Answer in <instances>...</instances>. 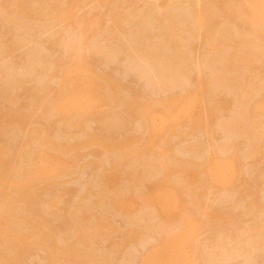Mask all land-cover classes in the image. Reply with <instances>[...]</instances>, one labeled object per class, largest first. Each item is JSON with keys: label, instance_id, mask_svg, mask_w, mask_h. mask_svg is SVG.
<instances>
[{"label": "rangeland", "instance_id": "1", "mask_svg": "<svg viewBox=\"0 0 264 264\" xmlns=\"http://www.w3.org/2000/svg\"><path fill=\"white\" fill-rule=\"evenodd\" d=\"M14 1L0 0V147L4 150L5 168L8 167L6 170L13 169L11 172L10 170L7 171L8 177L6 176L3 181L0 180V193H2L0 194V221L6 223H1L6 225V228H11L12 231L9 228L7 230L8 233H11L10 235L17 230L18 236L19 230L21 231L22 228L26 227L27 229H22L21 234L22 232L25 234L29 229L28 220L34 219L32 224L30 221L28 225H36L39 228L40 223H36L37 219H35L38 218L43 231L40 228L37 230L38 234L33 232L36 234L32 238H35L32 241L30 239L28 244L19 239L16 247L24 248L25 245H28L27 249H22L23 251L20 249L22 253L18 252L19 254H16L19 249L17 250L14 244H12L13 249L10 248L11 241L7 237H4L5 241L2 238L3 244L0 243V246H4L0 247V252H2V248H10L13 251L15 248L16 251L13 254L17 255V258L14 256L13 261L16 260V262L13 263L11 260L12 251L7 250L9 252H6L3 249L5 260L0 255L1 260H3V263L0 264H143L167 237L175 234V232L183 233L186 231H191L189 233L190 239L185 240L179 247L182 250V256L175 254V256L177 255L175 257L172 254L169 258L166 256L161 259L162 261L155 260L153 264H264V241L260 240L262 239L261 235L264 238V232H261L262 229L264 231V222L261 223V220L264 221V50H261L264 48L262 45L264 44V13L259 27L253 28L252 31L248 25L243 23L241 14L239 15L241 13L239 11L251 0H216V5L220 3L219 1H225V4H220L222 7L209 5V1H213L211 2L213 4L215 0H209L207 5V0H201L202 6L205 4L203 8L208 6L211 9H206L213 12L210 15L208 13L207 21L205 19L204 22L206 31L203 30L201 33L196 28H191L193 26L192 19L197 20L196 18H198L196 11H194L197 7L194 9L195 7L192 6V4L197 6L196 0H78L77 5L76 0H19L21 1L20 7L22 8V5L25 7V14L22 12L23 8L21 9L23 15L19 13L20 10L18 14L21 17L29 16L24 18L18 17L17 7H14L17 4ZM59 6L60 9H58ZM241 6L243 7L240 9ZM217 7L222 11L224 9V12L226 10L225 15L222 14L223 12L220 13ZM226 7L232 9L228 8L227 10ZM63 9L64 14L62 15ZM50 11L61 15L58 18L59 21L55 19L58 15L52 13L54 14L52 16ZM227 11L231 12V14L228 13L230 16ZM232 13L237 18H233ZM230 18L234 20L231 21ZM239 22L241 23L239 24ZM173 25L174 28H172ZM241 25L246 30H243ZM240 29H242V33ZM213 30L214 33H212ZM236 30H238L237 36L235 35V33L237 34ZM207 31L211 32L212 35ZM254 32L258 35L254 36L255 40L252 37ZM170 34L172 35L170 36ZM220 34L222 35L220 36ZM158 35L161 37L159 38ZM224 35L225 37L222 38ZM232 35L235 36L231 40ZM165 36H168L167 39L164 38ZM229 36L230 39H228ZM245 37H247L246 40H244ZM250 38L252 41H249ZM156 40L157 42H155ZM218 40L219 45L215 44L219 43ZM241 41L245 43L244 45H249L245 46L247 47L246 51H244V45H239ZM221 42L230 43L223 45ZM254 42L258 43V47H256L258 50L254 47L256 45ZM156 44L158 48L160 47L159 49L156 48L158 50L155 49ZM250 46H252L251 49L254 47V50H251ZM239 48L245 52V56L248 52L247 49L251 50L247 55L249 58L246 56L249 61L246 60L245 66L244 61H242L244 53L242 50L239 51ZM164 49L165 51H163ZM235 49H238L240 54ZM151 50L153 51L151 52ZM228 50L229 52H227ZM231 51L234 53L230 54ZM140 53H143V56ZM150 53L154 58L149 56ZM163 53L165 55H162ZM233 54H236L237 57ZM176 56L177 58L178 56L182 57L179 60V58H175ZM172 57L174 61L171 60ZM186 57L187 60H185ZM238 58L239 60H237ZM78 61L86 64L93 72L87 75L94 82L87 91L93 88L89 94L92 93L97 102L90 109L89 114L86 117L81 116V119L78 115L75 116L76 114L66 115L70 113L67 108H63L64 110L60 115L52 113L49 107L52 99L59 97L61 93L63 70ZM176 61H178L177 64ZM181 62L182 64H180ZM226 62L230 65L227 66ZM239 63H243L242 69ZM225 65L227 68L230 67L226 69ZM179 70H182L180 74L178 73ZM81 75L80 73L73 75L72 82L77 84L78 79L82 78ZM161 76L162 78H160ZM100 78L105 82L107 79V82L110 83L112 80L116 87L119 86L120 92L121 89L124 90L117 93V100L115 99L113 104V97L105 92L109 88L105 90L107 87L103 85L105 83H102ZM220 79L221 81L226 79V81H222V85H219ZM227 81L230 85L227 84ZM200 88L202 100L200 101L201 105L199 103L194 110L197 122L193 127L186 125L187 120L185 121V117L180 116L177 124L169 123L166 126L157 120L158 130L152 133L145 126L146 124L141 123V121L145 122L143 113L140 114L141 111L137 112L136 110L133 112V102H137V104L139 102L140 105L143 103V106L146 102L150 113L162 116L169 111L162 105L166 101L165 99L169 100V98H173L172 95H175L182 97L183 100L194 91L195 95H199ZM131 96L132 98L136 97L135 101H132ZM137 98L142 100L141 103ZM242 105H245V109ZM257 106L261 108L253 111L256 110ZM131 107L133 111L129 110ZM239 107L240 110H238ZM251 110L254 115L251 114ZM131 111L133 115L137 116L128 117L129 114H132ZM237 112L241 113L237 114ZM250 117L251 119H249ZM71 121L73 122L69 125L68 123ZM78 121H80V128L77 125ZM180 132L184 133L181 134ZM259 132L262 134L260 135ZM88 134L95 135L93 137L96 139L103 138V143H106L109 138L108 141H113L107 142L109 144L114 142L115 146L111 143L113 147L109 148L108 151L100 144L101 141L93 144L89 140H84L89 138ZM41 135L47 136L52 141L48 140V143L41 147H39L40 144L36 146L35 142L39 141V138L36 137ZM84 135L87 137L84 138ZM91 135L90 137H92ZM170 135L171 137H169ZM67 136L68 138H66ZM163 141L165 143L162 144ZM80 143L84 144L80 145ZM60 144L64 148H67L66 145H68V153L66 148L64 149ZM161 144L164 147H160ZM74 146L76 148H73ZM112 148L115 149L112 151ZM61 149L63 151L60 152ZM161 150H164L167 156L172 155L171 159H168L167 156V159L165 156L164 158L159 156ZM147 152L150 156L146 155ZM225 157L236 159L235 162L240 163V166L237 165L236 175L232 182H213L207 180L208 178L206 179L205 176L199 178L200 173L206 169L209 160L215 161V159ZM58 158L63 163L60 162L59 164ZM45 159L50 161L46 162ZM131 160L134 163L131 162L130 164L129 161ZM15 161H19L16 162L17 165H20L19 168L14 165L13 162ZM150 161H153L155 166ZM7 163L12 168H9ZM43 164H49V167L46 168V171L49 172L47 176L42 173V170H39ZM182 166L184 168L181 169ZM34 169L35 171H33ZM130 174L131 176H129ZM137 177L143 180H139ZM196 177V184L200 186L197 187L195 184L192 187L190 180ZM25 183L28 187H24ZM19 186L26 188L24 191L21 189L23 194L27 192L31 195L33 193L31 201L34 203L30 202L32 204H30V208L35 211L36 207L38 213L35 212L38 215L35 216L38 217L30 218V214L28 215L32 209L27 211L29 207L24 202L27 199V194L26 196L21 195L18 192ZM195 186L199 189L197 190ZM204 187L206 189H203ZM27 188L31 189L27 191ZM155 188H161L162 192L172 189L176 194L174 195L177 199L176 206L173 204L174 206L171 205L173 207L168 206V209H162L163 211L160 212L158 206L155 207L157 204L151 202ZM201 193L203 197H201ZM194 194H198L196 196L198 198ZM1 195L5 196V200H2ZM18 196L21 199L23 197V201ZM193 196L198 202L192 198ZM195 202L197 203L192 205ZM8 206H11L12 209H9ZM169 209H171V213H166L165 211ZM4 211L9 214L6 215ZM11 211L15 214H11ZM161 215L165 219L161 220ZM20 217L22 218L20 219ZM26 219L27 221L24 222ZM189 220L193 222V225L188 224ZM214 220H216V225L211 223ZM23 222L26 224L21 226L20 224ZM11 223L13 224L11 225ZM222 223L224 225L220 226ZM258 224L262 225L258 227ZM36 226L33 227L36 229ZM161 226L162 228H160ZM17 227L19 228L17 229ZM91 229L92 231H90ZM50 231L52 232L50 233ZM76 231L83 234L86 239ZM88 232L91 233L90 236ZM96 232L97 236H95ZM51 234H54L52 236L55 237L51 236V238L49 236ZM77 235H80V239L84 238V240L79 239L78 241ZM21 236L19 235V238ZM47 239L54 244V246L50 244L48 247L56 246L57 253L55 255L58 263L53 256L56 250L51 247L50 250L53 251H50L46 246L47 244L44 245ZM2 240L0 238V242ZM6 240H8L7 242L10 241L9 247L6 246ZM40 242L41 246L39 245ZM36 243L38 244L36 245ZM15 244L17 245V243ZM72 244H74V248ZM259 246L262 248L260 249ZM68 247L73 248L72 251H69L70 248ZM74 251L77 252L74 253ZM191 252H195L193 258H191ZM8 253L12 255L9 256ZM6 256L10 258V262H7L9 259ZM18 257L19 260H17ZM182 259L184 261L179 263V260ZM95 261L100 262L96 263Z\"/></svg>", "mask_w": 264, "mask_h": 264}, {"label": "bare ground", "instance_id": "2", "mask_svg": "<svg viewBox=\"0 0 264 264\" xmlns=\"http://www.w3.org/2000/svg\"><path fill=\"white\" fill-rule=\"evenodd\" d=\"M19 0H15L14 2H16L15 4H17V5H14V7H17V10H16V13H17V15H18V17L20 16V14H22L21 13V9L23 8V10H22V12H24V14H25V11H24V8L25 7H23V5H22V8L20 7V2L21 1H24V0H21V1H19ZM32 1H34V0H32ZM155 1V0H154ZM153 1V2H154ZM208 1L209 0H207V3H206V5L208 4ZM75 2V1H74ZM73 2V3H74ZM77 2H79L78 0H76V5H77ZM210 3H209V5L211 6V5H216L215 3H216V0H215V2L213 3V4H211V2H213V1H209ZM220 2V3H219ZM219 2H217V3H219V4H217L216 6H218V7H222V6H220V4H225L224 2L225 1H219ZM23 3V2H22ZM72 3V2H71ZM195 3L197 4V6H194V4H192V6L193 7H195L194 9H196V7H197V9L196 10H194V11H196V13H197V17L198 18H196L197 20H195V18L194 19H192V24H193V26L191 27L192 29H195L196 28V30L197 31H199V32H201V31H203V30H205L206 31V29H204L206 26H205V19L206 18H208L207 17V15H208V13H209V15H210V13L212 12V10L211 11H208L206 8H208L209 9V7L207 6L205 9L203 8V6H205V4H203V6H202V4H201V0H196L195 1ZM24 4V3H23ZM26 4V3H25ZM34 4V3H33ZM38 4V3H37ZM201 4V5H200ZM222 4V5H223ZM35 5V4H34ZM52 5V4H51ZM50 5V6H51ZM76 5H74V6H76ZM25 6V5H24ZM47 6H48V4H47ZM73 6V5H72ZM201 6H202V8H201ZM226 6V5H225ZM230 6V5H229ZM18 7H20V8H18ZM51 7H53V6H51ZM65 7H66V5H65ZM161 7V6H160ZM192 7V8H193ZM217 7V8H218ZM243 6H241L240 7V9L242 8ZM50 8V7H49ZM202 9V11H201V9ZM225 8V7H224ZM228 8H231V7H226V9L228 10ZM235 8V7H234ZM233 8V9H234ZM15 9V8H14ZM14 9H13V11H14ZM27 9H29L28 8V6H27ZM33 9V8H32ZM37 9V8H36ZM35 9V10H36ZM39 9V8H38ZM58 9H60V6H59V8ZM70 9H71V7H70ZM211 9V8H210ZM209 9V10H210ZM222 9V8H221ZM232 9V8H231ZM230 9V10H231ZM19 10H20V12H19ZM152 10V9H151ZM214 10H215V8H214ZM218 10H219V8H218ZM27 12H28V10H26ZM37 11V10H36ZM55 11V10H54ZM63 11V12H62ZM62 11H60V12H62V15L64 14V9L62 10ZM66 11H68V10H66ZM70 11V10H69ZM235 11V10H234ZM237 11H239L238 9H237ZM237 11H236V13H237ZM18 12L20 13V14H18ZM55 12H57V11H55ZM149 12V11H148ZM147 12V13H148ZM162 12V11H161ZM219 12L221 13V12H223L222 14H224L225 15V12H226V10H225V12H224V9H223V11L222 10H219ZM239 12H241V13H239V15L241 14V17H242V21H243V23H245V25H248V27H250L251 28V30L253 31V28H258L259 27V25H260V20L262 19V15H263V13H264V0H251L250 2H248L246 5H244V7L241 9V11H239ZM32 13V12H31ZM38 13V12H37ZM50 13L52 14V13H54L53 11H50ZM49 12H48V14H50ZM66 13V12H65ZM195 13V14H196ZM213 13V12H212ZM214 13H216V12H214ZM218 13V12H217ZM228 13H230L231 14V12L230 11H227V14ZM33 14V13H32ZM40 14H42V13H40ZM47 14V15H48ZM55 15L57 14L58 16H56L55 17V19H57L58 20V18H60L61 17V15L59 14V13H54ZM54 14H52V16H54ZM115 14V13H114ZM146 14V13H145ZM206 16H204V15ZM230 14H228L229 16H230ZM233 14V13H232ZM23 15V14H22ZM38 15V14H37ZM43 15V14H42ZM200 15V16H199ZM218 15H219V13H218ZM238 15V16H239ZM26 15H24L23 17H21V18H24ZM28 16V15H27ZM26 16V17H27ZM49 16H51V15H49ZM60 16V17H59ZM117 16V15H116ZM204 16V17H203ZM217 16V15H216ZM233 18H237L234 14H233ZM264 16V15H263ZM29 17V16H28ZM115 17V16H114ZM144 17H145V15H144ZM209 17H211V16H209ZM215 17V16H214ZM224 17V16H223ZM231 17H232V15H231ZM117 18V17H116ZM120 18V17H119ZM212 18V17H211ZM232 18V19H233ZM167 19V18H166ZM170 19V18H169ZM210 19V18H209ZM228 19H229V17H228ZM231 19V18H230ZM231 19V21H233ZM241 19V18H240ZM239 19V20H240ZM264 19V18H263ZM53 20V19H52ZM56 20V21H57ZM120 20V19H119ZM172 20V19H171ZM170 20V21H171ZM173 20H175L174 18H173ZM59 21V20H58ZM206 21H207V19H206ZM263 21V20H262ZM51 22V21H50ZM118 22V21H117ZM180 22V21H179ZM209 22V21H208ZM264 22V21H263ZM84 23V22H83ZM174 23V22H173ZM241 22H239V24H240ZM243 23H242V25H243ZM91 24V23H90ZM115 24V23H114ZM114 24H113V26H114ZM117 24V23H116ZM175 24H177V23H175ZM191 24V25H192ZM168 25H170V24H168ZM241 25V26H242ZM118 26V25H117ZM244 26V25H243ZM242 26V27H243ZM263 26V25H262ZM118 27H120V26H118ZM175 26L173 25L172 26V28H174ZM189 27V26H188ZM234 27V26H233ZM261 27V26H260ZM115 28H116V26H115ZM167 28H168V26H167ZM177 28V27H176ZM179 29H180V26L178 27ZM236 29H237V27H235ZM114 29V28H113ZM163 29V28H162ZM166 29V28H165ZM171 29V28H170ZM246 30V28H244L243 27V30ZM262 29V28H261ZM116 30V29H115ZM120 30V29H119ZM169 30V29H168ZM242 29H240V31H241ZM258 30V29H257ZM257 30H256V32H257ZM117 31H118V29H117ZM160 31H161V29H160ZM178 31V30H177ZM191 31V30H190ZM194 31V30H193ZM226 31V30H225ZM250 31V30H249ZM119 32V31H118ZM165 32V31H164ZM163 32V33H164ZM208 32V31H207ZM236 32H237V34L235 33V35L237 36L238 35V30H236ZM244 32V31H243ZM196 33H198V32H196ZM202 33V32H201ZM205 33V32H204ZM208 33H210L211 34V32H208ZM212 33H214V30H213V32ZM222 33H223V31H222ZM225 34H226V32H224ZM231 33V32H230ZM233 33V32H232ZM241 33H242V31H241ZM169 34V33H168ZM192 34H194V33H192ZM219 34V33H218ZM240 34V33H239ZM251 34V33H250ZM159 35H160V33H159ZM158 35V36H159ZM164 35V34H163ZM163 35H162V37H163ZM172 34H170V36H171ZM175 35H176V33H175ZM200 35V34H199ZM206 35V34H205ZM212 35V34H211ZM222 34H220V36H221ZM229 35V34H228ZM235 35H232V38L229 36L228 37V39H230L231 38V40L233 39V36H235ZM246 35V34H245ZM248 35H249V33H248ZM248 35H246L248 38H249V36ZM258 36L257 35V33H255L254 32V34L252 35V37H254V36ZM194 36V35H193ZM201 36V35H200ZM215 36H217V35H215ZM215 36H214V40H215ZM219 36V35H218ZM243 36H244V34H243ZM161 36H159V38H160ZM166 37H168V36H165L164 38H166ZM225 37V35L222 37V38H224ZM247 37H245L244 38V40H246L247 39ZM260 37H261V35H260ZM208 38V37H207ZM219 38H221V37H219ZM240 38H241V35H240ZM243 38V37H242ZM258 38V37H257ZM167 39V38H166ZM165 39V40H166ZM169 39V38H168ZM173 39H175V38H173ZM211 39H213V38H211ZM211 39H209V40H211ZM226 39H227V37H226ZM237 40H239L238 38H236ZM236 39H234L236 42H237V40ZM263 39V38H262ZM262 39H260L261 41H262ZM225 40V39H224ZM233 40V42L235 43V41ZM243 40V41H244ZM253 40H255V37H254V39ZM162 41H163V38H162ZM228 41V40H227ZM243 41H241V43L239 44V45H244L245 43L243 42ZM249 41H252V39L250 38V40ZM263 41H264V39H263ZM155 42H157V40L155 41ZM160 42V41H159ZM210 42V41H209ZM216 42H217V40H216ZM218 42H219V40H218ZM222 42H225V41H222ZM221 42V43H222ZM230 42H232V41H230ZM230 42H228V43H230ZM239 42V41H238ZM245 42H247V41H245ZM154 43V42H153ZM168 43H169V41H168ZM207 43H208V41H207ZM227 42L226 43H222L223 45L224 44H228ZM233 43V45H234V47H236L235 46V44ZM248 43V42H247ZM260 43V42H259ZM170 44V43H169ZM168 44V45H169ZM215 44H220V42L219 43H215ZM254 44H256L255 42H254ZM258 44V43H257ZM257 44L256 45H254V47L256 48V47H258L257 46ZM152 45V44H151ZM167 45V46H168ZM208 45H209V43H208ZM211 46L213 45V44H210ZM217 45V46H218ZM229 45V44H228ZM237 45V44H236ZM252 45H253V43H252ZM261 45V44H260ZM263 46H264V44H262ZM210 46V47H211ZM245 46H249V45H244V51H246V48L247 47H245ZM225 47V46H224ZM227 47V46H226ZM251 47L252 46H250V49H251ZM254 47H253V49H251V50H254ZM154 48V47H153ZM152 48V49H153ZM156 48H158L157 47V44H156V47H155V49ZM160 48V47H159ZM158 48V49H159ZM164 48V47H163ZM167 48V47H166ZM171 48V47H170ZM231 48V47H230ZM232 48H233V46H232ZM158 49H156V50H158ZM220 49H223V48H221L220 47ZM242 49H243V47H242ZM242 49H240L239 48V51L240 50H242ZM250 49H247L248 50V52H250L251 50ZM169 50V49H168ZM217 50V49H216ZM236 50V49H235ZM256 50H258L257 48H256ZM255 50V51H256ZM261 50H264V48H262ZM153 50H151V52H152ZM159 51H162V50H159ZM163 51H165V49L163 50ZM225 51V50H224ZM234 51V50H233ZM231 51L230 52V54H232V53H234V52H236V51H238V49L236 50V51ZM238 51V52H239ZM243 51V50H242ZM242 51H241V54H242ZM243 51V53H244V55H242V56H244V59L242 60V61H244V66H245V62H246V60H247V62L249 61L248 60V52H246L247 54H246V56L248 57H246L245 56V52ZM139 52V51H138ZM147 52H149V51H147ZM155 52V51H154ZM154 52H153V56H154ZM167 52V51H166ZM210 52H211V50H210ZM227 52H229V50L227 51ZM162 53V52H161ZM165 53V52H164ZM162 54V55H165V54ZM170 53V52H169ZM222 53V52H221ZM263 53V52H262ZM142 56H143V53H140ZM166 54H168V53H166ZM208 54H210L209 52H208ZM207 54V55H208ZM212 54H213V52H212ZM239 54H240V52H239ZM145 55V54H144ZM149 55V54H148ZM221 55V54H220ZM236 56V54H233V56ZM250 55V54H249ZM253 55H254V52H253ZM138 56V55H137ZM146 56V55H145ZM150 57H153L152 56V54L150 53V55H149ZM227 56V55H226ZM242 56H239V57H241L242 58ZM149 57V58H150ZM161 57V56H160ZM180 57H182V56H180ZM180 57L178 56V58H179V60H180ZM212 57V56H211ZM223 57H224V55H223ZM237 57V56H236ZM256 57V56H255ZM146 58V57H145ZM148 58V57H147ZM154 58V57H153ZM156 59H157V56L155 57ZM162 58V57H161ZM175 58H177V56L175 57ZM177 58V59H178ZM247 58V59H246ZM252 58V57H251ZM250 58V59H251ZM150 59H152V58H150ZM164 59V58H163ZM208 59H209V57H208ZM211 59V58H210ZM224 59V58H223ZM230 59V58H229ZM228 59V60H229ZM231 59H233L232 57H231ZM256 59H258V58H256ZM158 60H160L159 58H158ZM171 60H173L174 61V59H173V57H172V59ZM185 60H187V57H186V59ZM206 60V59H205ZM236 60V59H235ZM237 60H239V58L237 59ZM236 60V61H237ZM255 60V59H254ZM220 61V60H219ZM222 61V60H221ZM225 61V60H224ZM223 61V62H224ZM231 61V60H230ZM230 61H228V62H230ZM233 61V60H232ZM172 62V61H171ZM185 62V61H184ZM234 62V61H233ZM247 62H246V64H247ZM178 63V61H176V64ZM222 63V62H221ZM88 64V63H87ZM153 64V63H152ZM170 64V63H169ZM168 64V65H169ZM173 64H175V62H173ZM180 64H182V62L180 63ZM223 64V63H222ZM226 64H227V62H226ZM237 64V63H236ZM240 64V63H239ZM243 64V63H242ZM242 64H240L241 65V69H242ZM251 64V63H250ZM168 65H167V67H168ZM228 65H230V64H227V66ZM232 65V64H231ZM233 65H235V64H233ZM154 66V65H153ZM157 66H159V65H157ZM170 66V65H169ZM175 67L177 66V65H174ZM180 66V65H179ZM236 66V65H235ZM150 67V66H149ZM148 67V68H149ZM167 67H166V70H167ZM181 67V66H180ZM225 67H226V65H225ZM230 67V66H229ZM228 67V68H229ZM239 67V66H238ZM249 67V66H248ZM151 68V67H150ZM154 68H155V66H154ZM169 68H171V66L169 67ZM168 68V69H169ZM181 68H184V67H181ZM181 68H179V69H181ZM227 67H226V69H228ZM233 68V67H232ZM244 68V67H243ZM247 68V67H246ZM173 69H174V67H173ZM177 69H178V67H177ZM176 69V70H177ZM233 69H235V68H233ZM236 69H237V67H236ZM245 69V68H244ZM247 69H249V68H247ZM150 70V69H149ZM157 70V69H156ZM169 70H171L172 71V69H169ZM168 70V71H169ZM240 70V69H239ZM164 71H165V69H164ZM182 71V70H181ZM180 70L178 71V73L180 74V72H181ZM227 71V70H226ZM238 71V70H237ZM249 71V70H248ZM166 72V71H165ZM225 72V71H224ZM78 73H80V74H82L80 77H82V78H80V79H78V81H77V84H74L73 82H72V80H73V75H77ZM93 72H92V70L85 64H83L82 62H77L76 64H74V65H71V66H69V67H65V69L63 70V73H62V77H61V82H62V84H61V93H60V95H59V97H57V98H55L54 100L52 99V103L50 104V103H48V104H50V109L52 110V113L54 112V113H56V114H61L62 112H63V108H67V110L70 112L69 114H66V115H70L71 116V114H76L75 116H77L78 115V117L80 118L81 116L83 117V116H85L86 117V115L87 114H89V112H90V109L93 107V105H95V103L97 102V99H95V97H94V95L92 94H89V91L90 92H92V90H93V88L90 90L89 89V91H87L88 90V88L89 87H91V85H93L94 84V82H93V80L92 79H89L88 78V74H92ZM153 73V72H152ZM168 73V72H167ZM171 73V72H170ZM162 74V73H161ZM165 74V73H164ZM174 74H175V70H174ZM173 74V75H174ZM179 74H178V76H179ZM169 75V74H168ZM223 75V74H222ZM156 76V75H155ZM164 76V75H163ZM165 76H167V75H165ZM170 76V75H169ZM177 76V75H176ZM225 76V75H224ZM103 77V76H102ZM180 77V76H179ZM179 77H177L178 79H179ZM99 78V77H98ZM160 78H162V76L160 77ZM168 78V77H167ZM167 78H165V79H167ZM219 78H220V76H219ZM221 78H223V77H221ZM101 80H102V78H100ZM172 79V78H171ZM110 80V79H109ZM174 80H176V79H174ZM98 81H100V80H98ZM103 81V80H102ZM108 80L106 79V82H105V80L102 82V83H105V84H103V85H106V87L107 88H105V90L106 89H108V90H106L105 92L106 93H108V94H111V96L113 97V100H112V104H113V101H115V99L117 100V93H121V92H123L124 90H122L121 89V92L119 91L120 89H119V86H115V84L112 82V80H111V83L110 82H107ZM220 81V84L219 85H222L221 84V82L222 81H224L223 79H222V81H221V79L219 80ZM225 81H226V79H225ZM224 81V82H225ZM97 82V81H96ZM170 82H172V81H170ZM173 82H175V81H173ZM229 82H231V81H229ZM110 83V84H109ZM219 83V82H218ZM114 84V85H113ZM224 84H226V83H224ZM227 84L228 85H230L229 83H228V81H227ZM102 85V84H101ZM100 85V86H101ZM228 85H227V88H228ZM95 86V85H94ZM224 86V85H223ZM225 87V86H224ZM230 87V86H229ZM85 88V89H84ZM226 88V89H227ZM97 89V88H96ZM103 89V88H102ZM102 89H100V90H102ZM99 90V89H98ZM109 91V92H108ZM119 91V92H118ZM202 90H201V88L199 89V92H198V94L199 95H195V91L193 92V93H190L191 95H188L187 97H185V99H183L182 100V97H180V96H175V95H172L173 96V98H169V100L168 99H165L166 101H164L163 102V106H165L167 109H169V111H167L165 114H162V116L160 115V116H156L155 114H153V113H150V111H149V107L148 106H146V105H148V104H146V102L144 103V106L142 105H140L139 104V102H138V104H137V102L136 103H134L133 102V109H134V111L132 110V107H131V109H129V110H132L133 112H139V111H141V113L140 114H142L143 113V115H144V120H145V122L144 121H141V123L143 122V124L145 125V126H147V128H149L150 129V131L152 132V133H155V132H157V130H158V127H159V125H157V120H159V122L163 125V126H166V125H168L169 123H176L177 124V121H178V119H179V117L181 116L182 118H184L185 117V121L187 120V122H186V125H189V127L190 126H195V123L197 122V117H195V115H194V110H195V108H196V106L197 105H199V103H200V105H201V96H202V94H201V96H200V93H202L201 92ZM249 91V90H248ZM103 92H104V90H103ZM242 94H244V93H242ZM248 94H249V92H248ZM105 95V94H104ZM177 95V94H176ZM180 95V94H179ZM245 95H246V92H245ZM110 96V95H109ZM110 96V97H111ZM182 96V95H181ZM105 97H107V96H105ZM109 97V98H110ZM242 97V96H241ZM246 97V96H245ZM131 98H132V96H131ZM136 98V97H135ZM135 98H132V101H135ZM247 98V97H246ZM103 99V98H102ZM119 99H120V97H119ZM119 99H118V101H119ZM129 99V98H128ZM134 99V100H133ZM137 99H139V98H137ZM136 99V100H137ZM100 100V99H99ZM111 100V99H110ZM121 100V99H120ZM242 100H243V97H242ZM132 101H131V103H132ZM138 101V100H137ZM139 101H140V99H139ZM142 101V100H141ZM141 101H140V103H141ZM106 102V101H105ZM123 102H124V100H123ZM130 102V101H129ZM160 102V101H159ZM244 102V101H243ZM243 102H241L242 104H243ZM115 103V102H114ZM131 103H129V104H131ZM157 103V102H156ZM156 103H154V104H156ZM161 103V102H160ZM203 103V102H202ZM246 103V102H245ZM244 103V104H245ZM119 104V103H118ZM151 104H153V103H151ZM132 105V104H131ZM130 105V106H131ZM161 105V104H160ZM246 105V104H245ZM245 105L243 106L244 107V109H245ZM155 106V105H154ZM163 106H162V108H163ZM241 106V107H242ZM152 107V106H151ZM261 107L259 106H257L255 109L256 110H253V111H257L258 109H260ZM243 109V110H244ZM252 109V108H251ZM136 110V111H135ZM151 110V109H150ZM153 110V109H152ZM238 110H240V107H239V109ZM131 111V112H132ZM165 111V110H164ZM252 110H251V114H253L254 112H253ZM130 112V113H131ZM133 112H132V114H129L128 115V117L129 116H131V115H133ZM163 112V111H162ZM244 112H246V111H244ZM250 112V111H249ZM249 112H247V113H249ZM50 113H51V111H50ZM239 113H241V112H239ZM238 112H237V114H239ZM50 115V114H49ZM135 115V114H134ZM133 115V116H134ZM254 115V114H253ZM135 116H137V115H135ZM238 116V115H237ZM236 116V117H237ZM242 116H244V115H242ZM248 116V115H247ZM246 116V117H247ZM252 116V115H251ZM139 117V116H138ZM23 118V117H22ZM68 118V117H67ZM76 118V117H75ZM130 118H133V117H130ZM130 118H127V119H130ZM243 118V117H242ZM244 118H245V116H244ZM70 119V118H69ZM81 119V118H80ZM135 119H136V117H135ZM135 119H133V120H135ZM238 120L240 119V117L239 118H237ZM249 119H251V117L249 118ZM72 120V119H71ZM74 120V119H73ZM85 120V119H84ZM63 121V120H62ZM65 121V120H64ZM137 121V120H136ZM73 121H71V122H69L68 124L70 125V123H72ZM79 122L80 121H78V127L80 128V124H79ZM84 122V121H83ZM116 122H117V119H116ZM120 122V121H119ZM139 122V121H138ZM64 124H66V125H68L67 123H64ZM82 124V123H81ZM234 124V123H233ZM232 124V126H234ZM239 124V123H238ZM63 125V124H62ZM141 125V124H140ZM173 125V124H172ZM230 126V125H229ZM237 126V125H236ZM239 126V125H238ZM77 127V128H78ZM82 127V126H81ZM84 127V126H83ZM174 127V126H173ZM186 127V126H185ZM192 127H191V129H192ZM143 128H144V126H143ZM167 128V127H166ZM82 129V128H81ZM145 129V128H144ZM195 129V128H194ZM233 129V128H232ZM238 129V128H237ZM256 129V128H255ZM261 129H262V127H261ZM263 129H264V127H263ZM84 130V129H83ZM171 130V129H170ZM230 130H231V127H230ZM257 130V129H256ZM64 131H65V129H64ZM82 131V130H81ZM161 131V130H160ZM165 131V130H164ZM255 131V130H254ZM263 131V130H262ZM68 132H71V131H68ZM77 132H79V131H77ZM177 132V131H176ZM256 132V131H255ZM65 133H66V131H65ZM64 133V134H65ZM74 133V132H73ZM81 133V132H80ZM84 133V132H83ZM173 133V132H172ZM181 133V132H180ZM184 133V132H183ZM183 133H181V134H183ZM260 133V132H259ZM67 134V133H66ZM70 134V133H69ZM87 134V133H86ZM254 134V133H253ZM262 133H260V135H261ZM38 135V134H37ZM36 135V136H37ZM45 135V134H44ZM76 135V134H75ZM89 135V138L87 137V135L85 136L84 135V138H86V139H84V140H89L90 141V143H92L93 142V144L95 143H100V141H101V145L104 147V148H106L107 150L109 149V148H111V147H113L112 145H114V142L112 143V145H111V143L109 144L108 142H110V141H113V140H110V141H108L109 140V138H108V142L106 141V143H103L102 142V139L99 137V138H97L96 139V137H93V136H95V135H91V134H88ZM90 135L93 137H90ZM174 135H175V133H174ZM257 135V133L255 134V136ZM64 136V135H63ZM66 136V135H65ZM154 136V135H153ZM47 137V136H46ZM46 137H44L43 135H41L40 137H36L37 139L39 138V141L42 143H38L39 141L38 140H36V141H38V142H35L36 143V146L38 145V144H40V146L39 147H41L43 144H46V143H48V140H51V139H49L48 137L46 138ZM169 137H171V135L169 136ZM168 137V138H169ZM184 137V136H183ZM260 136H258V138H259ZM34 138V137H33ZM66 138H68V136L66 137ZM257 138V137H256ZM255 138V139H256ZM261 138V137H260ZM99 139H101V140H99ZM139 139V138H138ZM171 139V138H170ZM35 140V139H34ZM169 140V139H168ZM168 140H167V142H168ZM52 141V140H51ZM51 141H50V143H51ZM135 141V140H134ZM170 141V140H169ZM87 142V141H86ZM35 143H34V145H35ZM64 143V142H63ZM63 143H61L63 146H65ZM138 143V142H137ZM163 143H165V141H163L162 142V144ZM29 144V143H28ZM31 144H32V141H31ZM30 144V145H31ZM54 144V143H53ZM60 144V145H61ZM82 144H84V143H82ZM81 143H80V145H82ZM86 144V143H85ZM158 144H159V142H158ZM162 144L160 145V147H164V145L162 146ZM50 145V144H49ZM48 145V146H49ZM51 145H52V143H51ZM50 145V146H51ZM59 145V144H58ZM61 145V147H63ZM77 145V144H76ZM79 145V144H78ZM79 145V146H80ZM167 145V144H166ZM28 146V145H27ZM47 146V145H46ZM54 146V145H53ZM67 146V148L65 149L64 147V149L66 150V152H67V149H68V145H66ZM72 146V145H71ZM71 146H69V147H71ZM115 146V145H114ZM159 146V145H158ZM45 147V146H44ZM56 147V146H55ZM60 146H58V148H61ZM81 147V146H80ZM73 148H76V146H74ZM148 148V147H147ZM115 148H112V151L114 150ZM69 150V149H68ZM146 150V149H145ZM170 150V149H169ZM4 150L3 149H1V147H0V180H2L3 181V179H5L6 178V174H8V172H9V170H10V172L13 170H11V169H8V170H6L8 167H6L5 168V164H6V160L4 159V152H3ZM60 152L61 151H63L62 149L61 150H59ZM70 151H72L71 149H70ZM69 151V152H70ZM109 151V150H108ZM152 151V150H151ZM151 151H149L151 154H152V152ZM155 152H157L156 150H155ZM68 153V152H67ZM66 153V154H67ZM149 155L150 156V154L147 152L146 153V155ZM167 154H169V153H167ZM172 154V153H171ZM61 155V154H60ZM64 155V154H63ZM155 155H157V154H155ZM155 155H153L154 157H155ZM23 156V155H22ZM22 156H21V158H22ZM46 156V155H45ZM159 156H163V158H164V156H165V158H166V156L167 155H165V151L164 150H161V152L159 153ZM159 156H158V158H159ZM171 156L172 155H169V156H167V158L168 159H171ZM135 157V156H134ZM142 157V156H141ZM145 157V156H144ZM143 157V158H144ZM46 158V157H45ZM166 158V159H167ZM173 158H174V156H173ZM49 159V158H48ZM130 159V158H129ZM146 159V158H145ZM157 159V158H156ZM177 159V158H176ZM137 160V159H136ZM135 160V161H136ZM174 160V159H173ZM24 161V160H23ZM45 161L47 162H49L50 160H47V159H45ZM57 161H58V163L60 164V162L61 163H63L62 162V160H59V158L57 159ZM163 161V160H162ZM210 161V160H209ZM207 162V164H206V169L205 170H203L201 173H200V177L199 178H203L204 176L206 177V179L207 180H212L213 182L214 181H218V183L220 182V183H224V182H232L233 181V178H234V176L236 175V171H237V165H239L240 163H238L237 164V162H235L236 161V159L234 160V159H229V158H218V159H215V161L213 160V161H210V162ZM5 162V163H4ZM8 162V161H7ZM16 162H19V161H15V162H13L14 163V165H17L16 164ZM130 162V164H131V162H132V160L131 161H129ZM128 162V163H129ZM142 162V161H141ZM149 162V161H148ZM153 162V161H152ZM151 161H150V163H152ZM176 162V161H175ZM11 163V162H10ZM132 163H134V162H132ZM136 163V162H135ZM154 163V162H153ZM152 163V164H153ZM168 163V162H167ZM9 163H7V165H8ZM19 164V163H18ZM145 164V163H144ZM163 164V163H162ZM170 164V163H169ZM173 164H175V163H173ZM23 165V164H22ZM149 165V164H148ZM154 165V164H153ZM172 165V164H171ZM170 165V166H171ZM9 166V168H12L10 165H8ZM13 166V165H12ZM18 166V168L20 167V165H17ZM17 166H16V168H17ZM150 166V165H149ZM155 166V165H154ZM240 166V165H239ZM15 167V166H14ZM13 167V168H14ZM23 167V166H22ZM21 167V168H22ZM49 167V164H46V165H42V168H40L39 170H42V173L45 175L46 174V176H47V174H49V172L48 171H46V168H48ZM153 167V166H152ZM160 167V166H159ZM174 167V166H173ZM134 168V167H133ZM170 168H172V167H170ZM177 168H178V166H177ZM182 168H184L183 166L181 167V169ZM23 169V168H22ZM21 169V170H22ZM136 169V168H135ZM153 169V168H152ZM156 169H158L159 170V168H156ZM178 169H180V168H178ZM14 170H15V168H14ZM20 170V169H19ZM39 170H38V172H39ZM134 170V169H133ZM155 170V169H154ZM169 170V169H168ZM172 170H173V168H172ZM188 170V169H187ZM238 170H240L239 168H238ZM8 171V172H7ZM16 171H18L17 169H16ZM24 171V170H23ZM33 171H35V169L33 170ZM134 171H136V170H134ZM133 171V173L134 174H136L137 175V173H135ZM176 171H177V169H176ZM182 171H184V170H182ZM7 172V173H6ZM14 172V171H13ZM21 172V171H20ZM25 172V171H24ZM132 172V171H131ZM167 172V171H166ZM186 172V171H185ZM192 172H194V171H192ZM15 173V172H14ZM132 173V174H133ZM188 173V172H187ZM238 173V172H237ZM17 174H19V173H17ZM25 174V173H24ZM39 174H41V173H39ZM127 174V173H126ZM142 173H140V175H141ZM184 174V173H183ZM190 174V173H189ZM192 174V173H191ZM110 175V174H109ZM128 175V174H127ZM136 175H133L134 177L136 176ZM139 175V176H140ZM143 175V174H142ZM199 175V174H198ZM198 175H195V176H198ZM28 176H29V174H28ZM43 176V175H42ZM113 176V175H112ZM129 176H131V174L129 175ZM182 176H184V175H182ZM186 176H188V175H186ZM202 176V177H201ZM8 177V176H7ZM23 177H24V175H23ZM127 177V176H126ZM141 177V176H140ZM138 178L139 180L141 179V178ZM191 177V176H190ZM107 178H109V177H107ZM144 178V177H143ZM188 178V177H187ZM186 178V179H187ZM26 179V178H25ZM24 179V180H25ZM136 179V178H135ZM134 179V181L136 182V180ZM196 179H197V177L194 179H192V180H190L191 182H192V187H193V185H195L197 182H196ZM205 179V180H206ZM7 180V179H6ZM5 180V181H6ZM108 180V179H107ZM109 180H111V179H109ZM139 180H137V181H139ZM141 180H143V179H141ZM26 181H27V179H26ZM188 181V180H187ZM200 181H201V179H200ZM209 181V182H210ZM24 182V181H23ZM106 182H108V181H106ZM133 182V181H132ZM135 182H133L134 184H136ZM180 182H181V177H180ZM198 182H199V180H198ZM205 182V181H204ZM203 182V183H204ZM243 182V181H242ZM190 183V182H189ZM202 183V182H201ZM207 183V182H206ZM22 184V183H21ZM26 185H24V187L25 186H27V183H25ZM139 184V183H138ZM191 184V183H190ZM200 184V183H199ZM241 184V183H240ZM29 185V184H28ZM197 185V184H196ZM11 186V185H10ZM21 186H23V185H21ZM200 185H197V187H199ZM20 187V186H19ZM28 187V186H27ZM30 187V186H29ZM197 187L195 186V188L197 189ZM201 187H203V184H201ZM200 187V188H201ZM15 188V187H14ZM172 188V187H171ZM209 188V187H208ZM16 190H17V188H15ZM24 191V189H26V188H22V187H20V189H18L17 191L18 192H20L21 193V195L23 194L22 193V190ZM31 189V188H30ZM30 189H28L27 188V191H29ZM173 189V188H172ZM172 189H169V190H167V191H165V192H162L161 191V188H155V190H154V192H153V195L151 196V202L153 203V204H157V205H155V207L156 206H158V208L160 209V212H161V210L163 209V210H166V208L168 207V206H171V205H173V204H175L177 201V199L174 197V195H176V194H174V191L172 190ZM199 189V188H198ZM197 189V190H198ZM203 189H206V187H204ZM26 191V190H25ZM193 191H195V190H193ZM205 192V191H204ZM16 193V192H15ZM30 193V192H29ZM203 193V192H202ZM201 193V194H202ZM0 194H2V193H0ZM26 194H27V192L25 193V194H23V196L25 195L26 196ZM17 195H18V193H17ZM20 195V196H21ZM33 193H31V195L30 194H27V199L26 200H24V202H25V205H27L29 208H27V206H24V208L26 207L27 208V211H30V209H32V208H30V204L32 203H34V202H32L31 200L33 199ZM195 195V194H194ZM198 195V194H197ZM197 195H195V197L197 196ZM200 195V194H199ZM2 197H3V195H1ZM20 196H18L19 197V199H21V197ZM32 196V197H31ZM191 196H192V194H191ZM201 197H203V194H202V196ZM5 198V196L3 197V199L2 200H5L4 199ZM32 198V199H31ZM175 198V199H174ZM192 198H194V196L192 197ZM196 198H198V197H196ZM0 199H1V197H0ZM7 199H9V198H7ZM22 199H23V197H22ZM21 199V200H22ZM82 199H84L83 197H82ZM195 199V198H194ZM201 199H203V198H201ZM200 199V200H201ZM81 200V199H80ZM193 200V199H192ZM195 200H197V199H195ZM8 201V200H7ZM23 201V200H22ZM35 201V200H34ZM83 201V200H82ZM6 202V201H5ZM9 202V201H8ZM19 202V201H18ZM31 202V203H30ZM81 202V201H80ZM179 202V201H178ZM197 202H198V200H197ZM197 202H195L194 204H192V205H195ZM200 202V201H199ZM203 202V201H202ZM202 202H201V204H202ZM2 203V202H1ZM3 203H4V201H3ZM21 203V202H20ZM83 203V202H82ZM125 203V202H124ZM180 203V202H179ZM6 204V206H7V202L5 203ZM4 204V205H5ZM31 204V205H32ZM199 204V203H198ZM1 205H3V204H1ZM122 205L124 206V204L122 203ZM180 205V204H179ZM200 205V204H199ZM132 206V205H131ZM174 206V205H173ZM173 206H171V207H173ZM175 206H176V204H175ZM196 206H198V205H196ZM202 206V205H201ZM253 206V205H252ZM9 207V206H8ZM150 207V206H149ZM13 208H15V207H13ZM153 208V207H152ZM165 208V209H164ZM256 208V207H255ZM258 209H259V207H257ZM7 209V208H6ZM9 209H12L11 208V206L9 207ZM29 209V210H28ZM128 209V208H127ZM168 209V208H167ZM172 209H174V208H172ZM200 209V208H199ZM3 210H4V208H3ZM35 211L37 210L36 209V207H35V209H34ZM40 210V209H39ZM162 210V211H163ZM170 210V211H169ZM169 210H167V211H165L166 213L168 212H170L171 213V209H169ZM175 210V209H174ZM173 210V211H174ZM256 210V209H255ZM260 210H261V208H260ZM8 211V210H7ZM7 211H6V213H7ZM14 211V210H13ZM17 211V210H16ZM26 211V212H27ZM35 211H33V209L31 210V212H27L28 213V215L30 216V218H35V217H38V216H35V215H38ZM159 211V210H158ZM178 211V210H177ZM259 211V210H258ZM262 211V210H261ZM15 212V211H14ZM14 212H12L11 211V214H15ZM260 212V211H259ZM4 213H5V211H4ZM5 213V214H6ZM36 213V214H35ZM44 213V212H43ZM173 213V212H172ZM3 214V213H2ZM9 214V213H8ZM8 214H6V215H8ZM39 214H41V213H39ZM159 214H162V213H159ZM33 215V216H32ZM42 215V214H41ZM41 215H39V217H42ZM163 215V214H162ZM161 215V216H162ZM163 216H165V215H163ZM161 217L162 219L161 220H163V218L164 217ZM167 216V215H166ZM168 216H170V215H168ZM2 217H3V215H2ZM212 217V216H211ZM214 217H215V214H214ZM3 218H5V217H3ZM9 218V217H8ZM8 218H7V220H8ZM22 217H20V219H21ZM26 218V217H25ZM24 218V219H25ZM43 218V217H42ZM169 218V217H168ZM170 218H172V216H170ZM170 218H169V220H170ZM220 218H222V217H220ZM11 219V218H10ZM15 219L16 220H18L16 217H15ZM19 219V220H20ZM28 219V218H27ZM27 219L26 220H24V222L25 221H27ZM35 219H37V221H36V223L38 222V224H39V228H38V226H36V225H33V226H36L37 228L35 229V227H33V226H30V225H28L29 223H30V221L28 220L27 221V226H28V230L25 232V234H23L24 232H22V234L20 233L21 231H23L22 229H24V228H26V227H24V228H22L21 229V231L19 230V235L21 236V235H23V236H21L20 238H19V235L17 236V234L16 233H18V232H14L12 235H10L11 233H8V228H6V225H2L1 223H3V221L1 222L0 221V238H1V240H2V238H3V240H4V237H7V239L8 240H10L9 242H10V244H11V247L10 248H12V247H14L15 246V248L18 250L19 249V251H17V253L16 254H19V253H22V252H20V249H21V251H23L22 249H27V246L28 245H25V247L23 248V247H16V246H18V243H19V239H22L23 241H26L25 242V244L30 240V241H32V239L33 238H35V237H33L32 238V236L33 235H35L36 233H34L33 234V232H37V234H38V231L37 230H39L40 228L42 229V227H41V222H40V220L38 219V218H35ZM165 219V218H164ZM223 219V218H222ZM2 220H5V219H2ZM7 220H6V222H7ZM12 220H14V219H12ZM16 220H14V221H16ZM34 220V219H33ZM32 220V221H33ZM39 220V221H38ZM43 220V219H42ZM216 220H218V219H216ZM216 220H214V222H211L212 224L214 223L215 225H216V223H215V221ZM221 220V219H220ZM225 220V219H224ZM8 221H10V220H8ZM14 221H13V223H14ZM32 221H31V224H32ZM165 221H167V220H165ZM171 221V220H170ZM212 221V220H211ZM11 222V221H10ZM9 222V223H10ZM17 222V221H16ZM22 223V224H20L21 226H23V224L25 225L26 223ZM163 222V221H162ZM189 223L188 224H192L193 225V222L191 221V220H189L188 221ZM219 223H220V221H218ZM218 222H217V224H218ZM262 222H264V221H262L261 220V223ZM5 223V222H4ZM3 223V224H4ZM13 223H11V225L13 224ZM35 222H34V224H36ZM166 223V222H165ZM169 223V222H168ZM225 223H226V221H225ZM257 223H259V222H257ZM6 224V223H5ZM19 224H18V226H19ZM43 224V223H42ZM260 224V223H259ZM257 225L258 227H260L261 225ZM10 225V224H9ZM166 225H168V224H166ZM222 225H224V223H222L220 226H222ZM254 225H256V224H254ZM8 226V225H7ZM96 226V225H95ZM214 226V225H213ZM263 226H264V224H263ZM12 227V226H11ZM15 227V226H14ZM19 227H17V229H18ZM34 230H33V229ZM45 228V227H44ZM160 228H162V226L160 227ZM165 228V227H164ZM195 228V227H194ZM256 228V227H255ZM10 230H11V228H9ZM27 229V228H26ZM96 229V228H95ZM262 229V228H261ZM36 230V231H35ZM97 230V229H96ZM12 231V230H11ZM41 231V230H40ZM42 231H43V229H42ZM46 231V230H45ZM90 231H92V229L90 230ZM89 231V232H90ZM95 231V230H94ZM193 231V230H192ZM10 232V231H9ZM52 231H50V233H51ZM77 232V231H76ZM75 232V233H76ZM79 232V231H78ZM77 232V233H78ZM81 232V231H80ZM87 232V231H86ZM88 232V234H89V236H90V234L91 233H89ZM191 231H186V232H175V234H172V235H170L169 237H167L166 238V240L162 243V245L158 248L157 247V250L153 253V254H151V256L149 257V258H147L145 261H144V263L143 264H153L154 263V261L155 260H161V259H163V258H165L166 256H168V258H169V256H171L172 254L175 256V254H181V256H182V250L181 249H179V247H180V245L182 244V243H184V241L186 240V241H188L189 239H190V237H189V233H190ZM261 232H264L263 231V229H262V231ZM42 233V232H41ZM45 232H43V234H44ZM83 233V232H82ZM8 234V235H7ZM16 234V236H14ZM40 234V233H39ZM78 234H80V233H78ZM93 234H95V232H93ZM257 234H258V232H257ZM42 235V234H41ZM44 235H46V234H44ZM52 235H54V234H51V235H49L50 237L52 236ZM81 236L83 235V234H80ZM80 235H77L76 237H78V238H76L78 241H79V239L81 238V237H79ZM131 235V234H130ZM134 235H136V234H134ZM166 235V234H165ZM12 236V237H11ZM48 235H47V237H49ZM75 236V235H74ZM73 236V237H74ZM94 236V235H93ZM95 236H97V232H96V235ZM94 236V237H95ZM41 237V236H40ZM53 237V236H52ZM51 237V238H52ZM55 237V236H54ZM53 237V238H54ZM83 237L85 238V236L83 235ZM87 237V236H86ZM93 237V238H94ZM164 237V236H163ZM258 238H259V235L257 236ZM260 237H262V239H260V240H262V241H264L263 239V236L261 235ZM84 238L83 239H80L81 241H83L84 240ZM89 238V237H88ZM87 238V239H88ZM90 238H92V237H90ZM165 238V237H164ZM50 239V238H49ZM49 239H47V242L44 244V245H46L47 247H48V245H52L53 243H51L50 241H49ZM76 239H75V241H76ZM86 239V238H85ZM3 240L0 242L1 244H3ZM8 240H6V246L7 247H9L8 245V243L9 242H7ZM21 240V242H23ZM36 240H37V238H36ZM46 240V239H45ZM44 240V241H45ZM163 240V239H162ZM259 240V241H260ZM5 241V240H4ZM18 241V242H17ZM43 241V242H44ZM54 241H55V239H54ZM78 241H76V243H78ZM261 241V243H263ZM34 242H35V239H34ZM33 242V243H34ZM42 242V241H41ZM41 242H40V246H41ZM74 242V241H73ZM160 242H162V241H160ZM15 243H17V245L15 244ZM24 243V242H23ZM29 243H31V242H29ZM39 243V242H38ZM38 243H36V245L38 244ZM55 243V242H54ZM75 243V242H74ZM75 243V244H76ZM83 244H84V242H82ZM258 243V242H257ZM5 244V243H4ZM12 244H14V246L12 245ZM28 244V243H27ZM35 244V243H34ZM190 245H191V243H189ZM260 244V243H259ZM258 244V245H259ZM74 244H72V247L74 248V246H73ZM77 245V244H76ZM79 245V244H78ZM2 246V245H1ZM0 246V247H1ZM4 246V245H3ZM2 246V247H3ZM46 246H44V247H46ZM53 246H54V244H53ZM53 246H50V247H48L49 248V250H50V248L52 247V249L53 250H56L55 248H56V246L55 247H53ZM6 247V248H7ZM42 247H43V245H42ZM71 247V246H70ZM70 247H68V248H70ZM189 247V246H188ZM260 247V246H259ZM5 249V248H2V252H0V255H2V258L4 259V254H5V252H3V249H5V251L6 252H9V251H7V250H11L12 251V254L16 251V249L14 248V251L12 250V249ZM72 248V249H73ZM77 248V247H76ZM262 247H260V249H261ZM45 249V248H44ZM50 250V251H53V250ZM72 249L70 248L69 249V251L71 250L72 251ZM193 249H195V248H193ZM192 249V250H193ZM45 250H48V249H45ZM78 250V249H77ZM188 250H189V248H188ZM11 251H10V253H11ZM63 251V250H62ZM79 251V250H78ZM19 252V253H18ZM75 252H77V251H74V253ZM81 252V251H80ZM4 253V254H3ZM10 253H8V254H10ZM49 253V252H48ZM57 253V250L55 251V253H54V259H55V261H56V254ZM82 253V252H81ZM189 253H190V251H189ZM195 253V252H194ZM194 253H192L191 252V258H193L194 256ZM12 254H10L9 256H11ZM15 254V253H14ZM13 254V257H12V261H13V258H14V256H16L15 258H17V255H14ZM24 254V253H23ZM78 254V253H77ZM76 254V255H77ZM227 254H229V253H227ZM20 255H22V254H20ZM50 255V254H49ZM177 256V255H176ZM175 256V257H176ZM227 256V255H226ZM1 257V256H0ZM185 257V256H184ZM187 257V256H186ZM185 257V258H186ZM190 257V256H189ZM2 258H0V263H3V260H1ZM6 258H8V256H6ZM50 258L52 259V256H50ZM183 258V257H182ZM184 258V259H185ZM9 259V261H7V259H6V261L7 262H10V258H8ZM50 259V260H51ZM184 259H182V260H179L180 262L179 263H181L182 261H184ZM5 260V259H4ZM17 260H19V257H18V259ZM188 260H189V258H188ZM11 261V262H12ZM97 261V260H96ZM95 261V262H96ZM101 261V260H100ZM100 261H98V262H100ZM162 261V260H161ZM165 261V260H164ZM163 261V262H164ZM14 262H16V260L15 261H13V263ZM18 262V261H17ZM57 262V261H56ZM59 262V261H58ZM57 262V263H58ZM93 263H94V261H92ZM98 262H96V263H98ZM162 262V263H163ZM12 263V264H13ZM53 263H55V262H53ZM102 263V262H101ZM104 263V262H103ZM172 263V262H171ZM184 263V262H183ZM52 264V263H51ZM99 264V263H98ZM165 264V263H164ZM167 264V263H166ZM174 264V263H173ZM186 264V263H185Z\"/></svg>", "mask_w": 264, "mask_h": 264}]
</instances>
